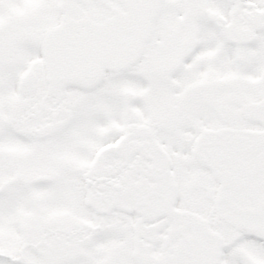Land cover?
Wrapping results in <instances>:
<instances>
[{
    "label": "snow or ice",
    "instance_id": "obj_1",
    "mask_svg": "<svg viewBox=\"0 0 264 264\" xmlns=\"http://www.w3.org/2000/svg\"><path fill=\"white\" fill-rule=\"evenodd\" d=\"M0 264H264V0H0Z\"/></svg>",
    "mask_w": 264,
    "mask_h": 264
}]
</instances>
